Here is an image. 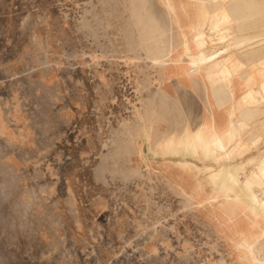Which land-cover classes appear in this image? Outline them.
<instances>
[{
	"label": "rangeland",
	"instance_id": "1",
	"mask_svg": "<svg viewBox=\"0 0 264 264\" xmlns=\"http://www.w3.org/2000/svg\"><path fill=\"white\" fill-rule=\"evenodd\" d=\"M167 1L0 0V264H55V257H47L54 252L46 250V246L42 248V243L63 239L55 231L64 220L48 218L47 206L56 211L57 204L41 199L48 193L46 166H89V154L78 155L71 139L65 140L63 147L59 145L58 154L47 155L43 136L50 109L64 122V134L70 138L74 116L82 117V130L87 137L92 128L87 124L89 117L95 119L96 127L91 129L95 131L91 139L94 144H86L85 149L90 146L91 151L98 153L97 164L105 162L113 170L169 166L175 168L177 178L197 180L199 187L194 190L200 189L210 197L208 205L214 213L188 219L186 213L179 214L178 208L174 222L187 230L201 225L223 227L224 264H258L253 261V248H248L244 240L256 246L255 257L264 258V232L250 235L264 229V218L255 214L250 200L255 185H264V116L258 114L249 125L234 119L236 125L240 124L235 132H243L246 152L243 143L240 149L236 146V152L234 147L228 148V155L213 151L207 155L200 148L190 153L184 145L176 146L174 151L165 147L175 134L181 140L190 134L185 126L194 127L192 135L208 128L220 134L227 126L223 110L217 111L221 120L212 114L207 120L200 115L205 111L204 101L183 95V88L190 87V83H185L187 76H172L181 72L179 68L183 69L184 63V38L179 25L184 26L187 36H192L186 26L189 21L201 22L206 6L194 0H169L179 15L177 20ZM225 1L232 7L231 11L228 6L224 8L229 16L224 19L209 3L210 18L202 25L203 29L212 30L211 15L217 14L219 27L234 29L224 41L213 34L208 37L211 43L205 53L211 56L213 51H220L217 58L202 66L212 76L221 74V61L232 53L236 59L249 48H264V36L233 46L236 35L264 34V10L255 6L246 13L241 10L244 4ZM241 2L246 4L247 0ZM137 5H142V14L137 13ZM239 21L246 26L238 27ZM199 54L189 51L187 56L201 59ZM74 102L82 104L81 113L74 110ZM229 125L227 129L232 127ZM140 132L147 136L145 140L140 138ZM252 134L259 135L255 143ZM34 136L37 140L26 139ZM101 151L108 155L101 156ZM144 151L151 156V162H143ZM226 167L238 174L235 187H229L217 175ZM164 173L159 171L157 176L163 178ZM73 178L72 174L67 180ZM236 187H247L250 192ZM67 189L76 197L83 194L82 188L71 185ZM177 189L179 192L174 193L168 187H160L158 192L189 195L183 186L178 185ZM57 190L52 186L53 193ZM257 190L259 197L264 198L261 189ZM217 206L219 214L215 213ZM182 218H187L185 224Z\"/></svg>",
	"mask_w": 264,
	"mask_h": 264
},
{
	"label": "crops",
	"instance_id": "2",
	"mask_svg": "<svg viewBox=\"0 0 264 264\" xmlns=\"http://www.w3.org/2000/svg\"><path fill=\"white\" fill-rule=\"evenodd\" d=\"M217 1L223 8L228 6L225 0ZM241 1L235 0L233 5L244 4L243 12L252 11L255 6L264 10V0H247L246 4ZM227 10H232L231 5ZM255 47L245 50L240 58L233 59L232 53V56L222 60L224 62L219 66L222 72L217 76L206 72L205 67L202 68L203 78L198 74L188 76L186 72L172 73L176 77H188L184 79L185 83H190V87L183 88V95L204 101L205 111L200 113L201 116L209 120L211 114L217 116V111L223 110V120L227 126L236 118L243 119L249 125L258 114L264 116V105L261 107L264 103V48ZM200 95L203 97L200 98ZM81 105L73 103L77 113H81ZM247 111L251 113L249 116L244 115ZM47 114L46 134L43 136V149L47 155L58 154L59 145L63 147L64 141L70 139L78 155L83 152L89 154L88 163L83 164L89 166H46L48 178L45 186L48 193L42 195L41 199L48 204H57L56 211L47 206L48 218L56 216L64 220L55 231L58 238L62 236L63 239L42 243V248L46 246V250L54 252L47 257H55L52 260L55 264H224L223 227L201 225L187 230L174 222L178 208L179 214L186 213L188 219L203 217V213L209 217L211 211L214 213L208 205L210 197L202 194L200 189L194 190L199 187L197 180L179 179L175 168L170 169L169 166L113 170L105 162L97 164L98 153L91 151L90 146L85 149L86 144L93 143L91 139L95 131L91 129L96 127L95 119L89 117L87 124L92 128L88 129L87 137V132L82 130V117L74 116V132L70 138L64 134V122L51 109ZM218 120L221 119L218 117ZM227 126L219 134L225 144L229 139L226 136L229 130ZM242 133L240 130L236 133L228 148L238 146L240 149L245 145L243 150L246 152L247 144L243 142ZM141 137L144 140L147 138L146 135L141 136L140 132ZM258 137V134H252L253 143ZM26 139L37 140V137ZM100 154L108 155L104 151ZM143 158L144 163L151 162V156L145 151ZM159 171L162 174L165 172L163 178L157 176ZM72 174L75 178L67 180ZM71 185L78 190L82 188L83 194L79 197L70 194L67 188ZM178 185L183 186L189 195L158 192V188L168 187L176 193ZM52 186L58 187L56 193L51 191ZM199 203L203 205L199 206ZM215 213L219 214L218 206ZM187 218H182V224L187 222ZM205 220L207 223V218Z\"/></svg>",
	"mask_w": 264,
	"mask_h": 264
},
{
	"label": "bare ground",
	"instance_id": "3",
	"mask_svg": "<svg viewBox=\"0 0 264 264\" xmlns=\"http://www.w3.org/2000/svg\"><path fill=\"white\" fill-rule=\"evenodd\" d=\"M194 1H199L201 4H203V7L206 6V9L202 7L204 9V11L202 9V16H201L202 20H201V22H203V21L204 22L203 23L198 22V24H190V21H189V24L186 27H189L188 29H190V31L192 33L191 34L192 36H190V35L187 36V34L184 32V26L181 25V24L179 25L180 28H181V31H183V38H184L183 52H185V54H184V63L183 64L181 63L183 69H180L179 68V71H181L182 73L186 72L188 74V76H193L195 74L194 72L196 71L197 72L196 74H198V76L200 78H203V76H204L202 74V68H203L202 66H203V64H206L212 58H215V57L217 58L218 55H219V53H220V51L219 52L213 51L211 53L212 55L210 54L211 56H208L205 53L206 50H207L208 44L211 43V41H210V39H208V37H210V34H213L214 36H217L216 37L217 39H220V40L224 41V40H227V37L231 35V31L234 30V29H228L229 27L227 29H224V28L219 27L220 26L219 25L220 17L219 18L216 17L217 14H222L224 19L226 17H228L229 15L226 13V11H225V9L223 7L219 6L220 3H216L215 4V2L217 0H194ZM209 3L214 4L213 7H212V9H214V10H216L218 12L217 14L211 15L212 18H213V21H214L212 30H206V29H203L202 28V25L205 23V20L207 18H210V15H209V12L210 11H209V8L207 6V4H209ZM166 4H167V7L170 10L174 11V13H173L174 19H177L179 15L177 14V11H175V8L171 5V1L168 0ZM137 7H139V8L136 9L138 11L137 13L142 14V5H137ZM186 12L188 13L187 10H186ZM155 14H157V13H155ZM135 15H137V14L135 13ZM168 23H169V21H168ZM177 23L179 24V22H177ZM178 24H176V25H178ZM238 24H239L238 27H245V24L244 25H241V21H239ZM169 25H170V23H169ZM174 26H175V24H174ZM186 32H187V29H186ZM262 36H264L263 32L260 33L259 35L257 34V35H250V36H245V37H242V36L241 37H237V35H236L235 36V39H233V43L235 44L233 46L238 47L239 44L240 45L241 44L243 45V43H245L247 41L250 42L252 39H258V38H260ZM214 40H216V39H214ZM237 44H238V46H236ZM229 48H231V47H229ZM189 51L190 52L197 51L198 53H200L199 54L200 58L201 57L204 58V61L202 60V58L201 59L196 58V57L195 58H192V59L189 58V56H187ZM182 59H183V57H182ZM177 60H179V59H177ZM221 62H223V61H221ZM168 67H170V66H168ZM172 76L176 77V75H174V74H172ZM204 92H206V91L204 90ZM207 97H209V96H207ZM250 114H251L250 111H247V112L244 113V115H247V116H249ZM243 118H244V116H243ZM236 121L235 120L232 121V124H231L232 127L228 130V132H226V136L229 138V139H227V144H225L223 142L224 140L221 138V135H219L218 133L213 132L211 128H208L207 127L208 130H206L205 132L204 131L199 132L200 130L195 131L194 135H192L191 134V133H193V129L192 128H194V127H192V126H185V131L188 132V133H190V134L187 135V136H184L185 138H182V140L179 137H177V134H175L174 137H172L170 140H168L165 143V147L168 150L170 149V150L174 151L173 149L176 146H180V145L182 146V145H184L185 149L186 150H189L190 153H194V151H195L196 148H200V149L204 150L205 154H207V155L211 151L216 152V153H223V152L226 153L228 151V144L236 136L235 128L238 129L237 125H240V124H237L236 125ZM242 121H243V119H241V122ZM244 127H245V124H244ZM244 127H242V128H244ZM221 157H223V156H221ZM232 157H234V156L232 155ZM232 159H234V158H232ZM240 167H241V165H240ZM222 169L223 170H221L217 175H220L221 176V179L222 180H225L229 184V187L230 186L231 187L232 186L235 187V185L237 184V179H239L238 176H237L238 174L236 175L233 170L232 171H229L227 169V167L226 168H222ZM262 176L264 177V169H262ZM236 188L239 189L242 192H245V191L250 192L247 187H245V188L244 187H236ZM257 189H261V191H262L261 193H264V185H262V186L255 185V189H254V191H252L250 200L253 202V210L255 211V214H256V212H258L257 216L260 217V218H264V198H260L259 197V193L257 192L258 191ZM259 212H261V213L259 214ZM259 232H264V229L263 230L262 229L261 230H258V232L257 231H254L250 235L251 236H253V235L255 236ZM249 238H251V237H249ZM262 239H264V237ZM262 239H259L257 241L260 242ZM250 241H252V240H250ZM244 244H246V246L248 248H251V249L253 248L252 249L253 251L250 249L253 252V257H254L253 261L254 262H257L258 264H264V258L263 259L262 258H258V257H255V255H254V254H256V250H255V249H257L256 246H254V245L252 246V244L250 246V244H248V242L246 240H244ZM262 249H264V248H262ZM259 252H261V251L259 250Z\"/></svg>",
	"mask_w": 264,
	"mask_h": 264
}]
</instances>
